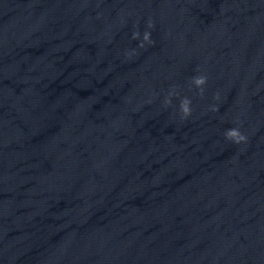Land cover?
I'll return each mask as SVG.
<instances>
[{
    "label": "clouds",
    "instance_id": "clouds-1",
    "mask_svg": "<svg viewBox=\"0 0 264 264\" xmlns=\"http://www.w3.org/2000/svg\"><path fill=\"white\" fill-rule=\"evenodd\" d=\"M153 24L151 21L148 22V28H152ZM140 38V33L139 32H134L132 34V39H139ZM148 43L151 44L153 43L152 39H151V33L148 31H145L143 33V37H142V42L138 45L139 47H144V44ZM134 53H128L127 55L131 56ZM207 83V76L204 75H200V76H195L192 78V84L200 90L199 94L203 95V91H204V85ZM172 95H176L175 92H170L169 93V97H171ZM217 99L219 98L218 94H217ZM165 105H170L171 104V99L170 98H166L164 101ZM191 103L192 101L188 98V97H184L180 100V105H179V110L181 113V119H187L192 112L191 109ZM213 111H216L217 108L213 107L212 109ZM225 138L229 141H232L236 144H240L242 142H246L247 137L241 133V131L239 130V128H230L227 129L224 133Z\"/></svg>",
    "mask_w": 264,
    "mask_h": 264
}]
</instances>
